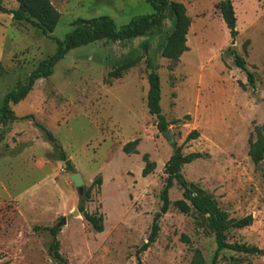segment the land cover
Returning a JSON list of instances; mask_svg holds the SVG:
<instances>
[{"label":"rangeland","instance_id":"1","mask_svg":"<svg viewBox=\"0 0 264 264\" xmlns=\"http://www.w3.org/2000/svg\"><path fill=\"white\" fill-rule=\"evenodd\" d=\"M170 1L183 4L191 20L188 51L178 61L161 56L173 28L166 12L162 28L145 36L70 50L49 77L36 80L25 99L11 105L17 120L0 125V264H58L49 252L52 227L58 228L59 252L67 264H190L195 249L210 264L214 237L193 213L173 206L182 198L176 183L156 241L138 253L161 206L164 164L179 146L183 154L205 155L182 167L188 183L211 194L230 218L253 217L249 227L231 229L228 242L264 250V160L255 166L248 156L250 135L257 127L264 133V0H228L237 19L234 41L218 9L224 0ZM49 2L60 14L50 35L0 11V117L5 95L28 83L76 20L108 16L122 26L153 13L146 0ZM3 7L19 5L3 0ZM232 52L253 73L254 88L235 66ZM132 54L138 63L113 78L116 63ZM148 63L160 79L161 111L175 148L148 113ZM27 116L54 135L82 175L84 194H90L85 212L101 218L103 232L94 231L78 211L81 197L65 161L58 160L32 119H22ZM193 130L198 138L186 141ZM135 139L137 153H123ZM145 154L156 168L143 178ZM217 264H264V255L222 251Z\"/></svg>","mask_w":264,"mask_h":264},{"label":"trees","instance_id":"2","mask_svg":"<svg viewBox=\"0 0 264 264\" xmlns=\"http://www.w3.org/2000/svg\"><path fill=\"white\" fill-rule=\"evenodd\" d=\"M19 7L16 10H7L3 7V0H0V11L12 15V19L17 22H26L31 26L42 31L44 35H50L55 30L60 20L59 12L52 6L49 0H16ZM153 8V13L148 15H140L131 19L125 25L117 26L108 16H100L89 20L78 19L74 23V28L64 38L63 41H57V51L47 60L42 61L39 66L30 74L28 83L19 90L11 91L5 95L2 104V116L0 117V125L5 126L9 122L16 121L11 105L17 104L25 99L27 94L32 90L36 80L49 77L53 73L54 66L64 58V56L72 49L82 47L100 40H108L113 42H123L137 37H142L155 30H160L163 26L166 12L170 13V19L173 22V28L167 36L161 50V56L165 59L178 61L180 57L188 51L187 34L190 29L191 20L186 13L183 4L170 0H146ZM222 20L224 21L231 41H234L237 32V19L234 8L230 1L224 2L218 6ZM248 43V41L246 42ZM147 49V45L145 46ZM235 66L246 73L247 81L254 88L255 78L252 72L247 69L245 60L239 55L232 52ZM139 58L128 56L124 60L116 63V68L111 72L113 78H119L123 71L134 67ZM147 82L148 90L146 94V106L150 116L156 118V129L163 133L169 127V122L162 114L160 99L161 88L160 79L150 63L147 65ZM1 71V66H0ZM22 119H32L36 128L43 134L46 141L51 144L58 154V160L66 161V154L61 145L57 142L54 135L41 123L35 120L33 116H27ZM199 133L196 130L191 131L186 141L197 139ZM139 140L135 139L126 143L122 147L125 154H136V147ZM202 153L192 152L183 154L182 148L179 146L174 149L172 155L164 164V174L166 175L165 184L160 192L161 206L155 214L151 224V230L147 237V242L143 244L139 252L146 251L155 241L159 232L158 221L161 216L165 215L170 206L169 190L176 183L182 190V198L173 203L181 213H193L198 219V223L213 235L216 249L210 264H217L218 257L222 251H229L245 255H264V250L256 246L245 244L229 243L227 233L231 229H244L249 227L253 222V217L247 215L245 217L234 219L230 218L228 213L223 211L217 204L213 196L204 191L199 186L188 183L181 169L184 165L203 158ZM248 156L255 166L260 165L264 160V133L263 127H257L249 138ZM144 167L141 171L143 178L152 174L156 168L154 162L149 161L148 155H143ZM101 178L96 179V183L101 185ZM89 191L84 194L79 201L78 211L83 214L84 219L91 225L97 233L104 230L102 220L94 214L85 212L84 201L89 200ZM35 229H40L36 227ZM52 236L49 246L51 256L58 264H67L65 258L59 252V241L57 239V227L48 229ZM1 264H7L6 262ZM190 264H206L205 259L199 249H195Z\"/></svg>","mask_w":264,"mask_h":264},{"label":"water","instance_id":"3","mask_svg":"<svg viewBox=\"0 0 264 264\" xmlns=\"http://www.w3.org/2000/svg\"><path fill=\"white\" fill-rule=\"evenodd\" d=\"M224 2H228V0H224ZM163 136L166 138V140L170 143L172 148H175L176 143L173 141V136L169 129H167L165 132L162 133ZM65 168L70 173L69 179L73 183V185L76 187L79 197H82L84 195V180L82 178V175L78 172H76L74 165L72 164L71 160H66L64 162ZM73 214H78L77 210L73 211ZM64 223V219L62 220Z\"/></svg>","mask_w":264,"mask_h":264},{"label":"crops","instance_id":"4","mask_svg":"<svg viewBox=\"0 0 264 264\" xmlns=\"http://www.w3.org/2000/svg\"><path fill=\"white\" fill-rule=\"evenodd\" d=\"M129 155V154H128Z\"/></svg>","mask_w":264,"mask_h":264}]
</instances>
